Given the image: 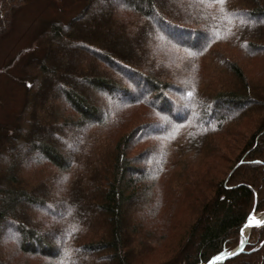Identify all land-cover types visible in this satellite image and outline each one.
Returning <instances> with one entry per match:
<instances>
[{
    "label": "trees",
    "instance_id": "1",
    "mask_svg": "<svg viewBox=\"0 0 264 264\" xmlns=\"http://www.w3.org/2000/svg\"><path fill=\"white\" fill-rule=\"evenodd\" d=\"M27 1L0 0V37ZM114 1L48 22L23 66L0 264H207L264 213V0ZM224 264H264V226Z\"/></svg>",
    "mask_w": 264,
    "mask_h": 264
},
{
    "label": "rangeland",
    "instance_id": "2",
    "mask_svg": "<svg viewBox=\"0 0 264 264\" xmlns=\"http://www.w3.org/2000/svg\"><path fill=\"white\" fill-rule=\"evenodd\" d=\"M112 1L103 0L102 5L99 6V12L104 13L110 9L112 4H120ZM85 4L86 0H29L17 10L10 29L0 37V128L3 124L15 121L24 103L26 87L19 79L25 74L24 64L40 54L36 49L38 33L50 21L68 22L81 11ZM239 62L243 63L242 59H239ZM245 62L250 63L247 58ZM144 96L148 97L147 94ZM78 139L77 137L76 141H72V146L76 145ZM4 154L9 155L10 152L5 150ZM158 157V155L151 156L152 160L149 165L155 166ZM140 163L143 167L148 165L146 159ZM6 233L0 237L1 241L8 238L9 234Z\"/></svg>",
    "mask_w": 264,
    "mask_h": 264
},
{
    "label": "water",
    "instance_id": "3",
    "mask_svg": "<svg viewBox=\"0 0 264 264\" xmlns=\"http://www.w3.org/2000/svg\"><path fill=\"white\" fill-rule=\"evenodd\" d=\"M256 221H260L261 223H256ZM263 226H264V214L256 212V204H255L253 210L250 212L246 222L243 224L240 230L239 244L232 250H224L219 254L215 255L207 264H210V262L212 261H214V264H224V262L227 259L244 251L246 245L250 240V234L252 229L261 228Z\"/></svg>",
    "mask_w": 264,
    "mask_h": 264
},
{
    "label": "snow or ice",
    "instance_id": "4",
    "mask_svg": "<svg viewBox=\"0 0 264 264\" xmlns=\"http://www.w3.org/2000/svg\"><path fill=\"white\" fill-rule=\"evenodd\" d=\"M218 2L221 4V5H223V3H224V0H218ZM243 22V21H242ZM256 223H261L260 221H256ZM69 250H65V254H67V252H68ZM61 264H64V262L63 261H61ZM210 264H214V261H212V262H210Z\"/></svg>",
    "mask_w": 264,
    "mask_h": 264
},
{
    "label": "bare ground",
    "instance_id": "5",
    "mask_svg": "<svg viewBox=\"0 0 264 264\" xmlns=\"http://www.w3.org/2000/svg\"><path fill=\"white\" fill-rule=\"evenodd\" d=\"M247 232V231H246Z\"/></svg>",
    "mask_w": 264,
    "mask_h": 264
}]
</instances>
